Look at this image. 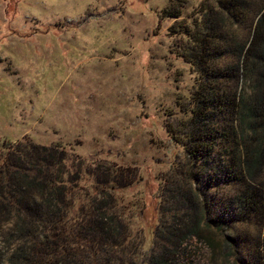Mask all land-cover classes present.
<instances>
[{
  "label": "rangeland",
  "instance_id": "obj_1",
  "mask_svg": "<svg viewBox=\"0 0 264 264\" xmlns=\"http://www.w3.org/2000/svg\"><path fill=\"white\" fill-rule=\"evenodd\" d=\"M182 1V17L193 24L203 0ZM174 4L0 0L1 144L27 139L64 147L66 168L85 180L78 203L102 200L94 179L109 173L105 186H114L117 214L132 224L134 241L147 247L164 211L182 214L180 203L171 200L180 185L174 169L190 168L184 148L166 129L168 124L180 129L196 82L178 57L180 39L169 34L175 20L165 13ZM219 150L211 162L193 163L192 171L201 177L197 187L206 193L209 217L227 221L235 215L228 201L235 193L221 182ZM117 170L120 178H135V183L115 184ZM259 233L255 223L223 233L207 230L200 239H190L173 264H235L225 238L240 237L243 249Z\"/></svg>",
  "mask_w": 264,
  "mask_h": 264
},
{
  "label": "trees",
  "instance_id": "obj_2",
  "mask_svg": "<svg viewBox=\"0 0 264 264\" xmlns=\"http://www.w3.org/2000/svg\"><path fill=\"white\" fill-rule=\"evenodd\" d=\"M184 5L176 0L165 13L175 20L169 34L180 39L178 57L196 80L180 129L166 125L189 160L186 171L174 169L180 185L171 200L182 214L164 211L148 248L117 214L114 186H105L109 173L94 179L102 200L78 203L85 180L66 168L64 147L0 142V264H173L207 230L251 223L259 235L243 249L240 237L228 236L225 249L235 264H264V0H203L193 24L182 17ZM217 148L221 182L235 193L228 200L235 215L227 221L209 217L201 177L192 171L201 159L211 162ZM113 174L121 187L135 183Z\"/></svg>",
  "mask_w": 264,
  "mask_h": 264
}]
</instances>
